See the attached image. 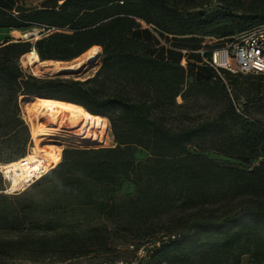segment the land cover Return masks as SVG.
<instances>
[{
    "label": "trees",
    "instance_id": "1",
    "mask_svg": "<svg viewBox=\"0 0 264 264\" xmlns=\"http://www.w3.org/2000/svg\"><path fill=\"white\" fill-rule=\"evenodd\" d=\"M256 1L258 5L255 2L240 15L234 13L230 3L211 13L184 15L169 0H64L56 7L18 11L16 16L0 9L3 27L51 29L48 33L42 32V37L34 42L4 41L0 45V86L7 93L2 106L14 102L20 111L19 99L23 96L75 103L84 107L92 118L103 120L105 129L106 117L110 115L108 109L120 107L127 116V128L120 134L116 147L90 152L92 158L86 162L87 172L83 170L87 175L75 193L76 202L86 201L87 205L104 202L109 190L114 191L125 180L133 181L136 191L129 200L107 203L121 218V223L131 225L168 215L177 204L193 208L250 196V203L231 207L218 216L190 220L177 235L161 238L160 247L154 251V258L159 260L200 254V264H229L225 259L237 252L230 264H239L244 254L256 263L264 262V205L261 203L264 199V124L246 110H238L229 97L224 82L233 73L225 71L223 80L210 68L192 63L191 60L197 61L192 55L200 56L193 53L188 55L191 60L184 67L183 54L162 45L169 37L202 35L227 39L263 24L264 0ZM142 23L150 27L144 28ZM153 37L158 46L168 50L164 55L170 51L180 56L170 59L145 53L153 46ZM202 43L196 48L170 45L175 49L197 50ZM95 45L102 48V67L129 75L154 89L159 96L155 105L185 97L184 86L190 77L203 93L220 94L228 103L212 120L173 130L160 119L151 117L152 107L147 103L100 99L86 86L95 76L84 81L60 76L40 78L26 74L17 62L32 49L42 61L69 62ZM198 71L205 78L197 79ZM256 76L264 79L262 74ZM255 89L264 90V81ZM229 124L239 128L237 135H223ZM208 136L216 141L213 146L219 152L245 163L254 159L258 163L244 170L221 165L190 150L195 141ZM135 146L149 150L153 159L149 163L137 162L133 157ZM19 197L0 195L3 200L11 198L13 202ZM253 197L257 201L251 203ZM31 206L32 203L27 205L28 210L23 214L20 211L19 216L16 206L0 210V230H13L28 243L37 240L42 248H47L52 241L63 248L62 262L87 255V246L72 224H61L57 214L49 216V212L39 217ZM10 243H19L18 237ZM4 254L0 249V258Z\"/></svg>",
    "mask_w": 264,
    "mask_h": 264
},
{
    "label": "rangeland",
    "instance_id": "2",
    "mask_svg": "<svg viewBox=\"0 0 264 264\" xmlns=\"http://www.w3.org/2000/svg\"><path fill=\"white\" fill-rule=\"evenodd\" d=\"M169 1L184 15L211 13L227 3H230L232 8L235 9V14L240 15L243 10L248 9L255 2L256 5L259 4L256 0ZM16 10L21 11L20 9ZM3 23V15L0 13V45L4 41L18 42L24 39V30L35 33L33 38H29L30 41L34 42L42 37L38 34V28L15 29L3 27ZM142 25L144 28L150 27L145 23H142ZM34 28L35 30H33ZM157 32L160 34L159 31ZM152 39L154 41L153 46L146 50L145 53L170 59L180 56L178 52L170 51L164 55V52L168 50L158 46V41L155 37ZM166 42L190 48H196L198 44L204 42L206 45L205 49H208L216 46L221 40L217 37L198 35L195 37H169ZM33 50L35 49L31 51ZM22 57L23 55L17 62L28 75L40 78L60 76L81 81L95 76L94 80L86 86L95 91L100 99H129L133 102L147 103L152 107L151 117L160 119L167 127L173 130L182 126L196 125L212 120L225 109L228 103V100L220 94L207 95L203 93L200 86L194 84L193 77H190L184 86L185 97L178 96L174 102L169 100L161 102L160 105H155V101L157 102L159 96L154 89L117 70L103 68L102 53L96 62L94 61L89 66L82 63L81 67L76 71L79 73L70 74L42 72L36 70L33 66H23L21 63ZM192 57L197 61L202 59L201 56L192 55ZM69 62L79 64L76 59ZM202 78H205V76L198 71L197 79ZM261 81H264V79H260L256 75L234 74L226 77L224 83L228 89L229 97L234 100L238 110H246L252 118L264 124V90L258 91L255 89L256 85ZM6 96L7 93L0 86L1 170L8 162L10 163L26 156L34 146L28 107L30 106L31 110L35 108L31 104H28L27 107L26 101L31 103L30 100L37 97H20V111H18L14 102H10L7 106L1 105ZM108 110L110 115L106 117L108 122L107 129H105L103 120L101 121L97 117L91 119L87 143L79 146L55 143V145L60 144L62 147L60 162L50 172L43 175V177H39L40 179L36 178L34 182L28 183L21 189L13 190L11 189L14 186L13 181L6 180L4 170L3 172L0 171V195L7 198L16 195L21 196L14 202L11 201V198L7 199V201L0 198V210H11L10 207L16 206L19 216L21 215L20 211H22V214L25 213L28 210L27 205L32 203L31 209H34L33 212L39 217H43L48 212L49 216L57 214V217L61 219V224H72L73 228L79 231V237L87 246V255L62 262L61 257L65 254L63 248L55 246L52 241L46 246L47 248H42V244L37 240H32L33 242L28 243L27 239L20 237L13 230H0V249L5 251V254L1 255L0 258L1 264H100L103 259L131 260L134 258L135 251L142 245L155 249L161 238L166 236L165 238L168 239L170 234L177 235L190 220L218 216L223 212L229 211L231 207L243 205L245 202L250 203L248 201L250 196H248L245 199L239 197L193 208H184L177 204L168 215L148 219L141 224L135 221L128 225L127 223H121V218L119 219L112 212L107 203L115 202L118 204L129 200L136 191V185L133 181L125 180L120 186L113 188L114 191L109 190L104 202L100 201L91 205H87L86 201L76 202L74 196L79 191L85 175H87L84 171L87 172L85 170L88 167L86 162H89L92 158L90 152L116 147L119 143L120 134L127 128V116L123 109L113 107ZM238 133L239 128L229 124L223 135L228 137L230 134L237 135ZM215 144H217L216 141L208 136L195 141L190 146V150L196 154H202L207 159L221 165L244 170L252 169L258 163V160L255 159L245 163L238 158L223 154L215 149V146H213ZM132 148H134L133 157L137 162L149 163L153 159L149 150L139 146ZM254 201L257 200L253 197L251 203ZM261 203L264 205V199ZM38 235L35 237H39ZM17 237L19 243L16 245L10 243L13 240L17 241ZM131 245L135 248L131 249ZM31 246L35 248H31ZM236 255L237 252L225 259V262L232 263ZM170 258L183 261L186 264H200L202 257L200 254H181ZM240 259L239 264H264V262H254L248 254H244ZM159 261L157 258H152L148 261H142L141 264H158Z\"/></svg>",
    "mask_w": 264,
    "mask_h": 264
},
{
    "label": "bare ground",
    "instance_id": "3",
    "mask_svg": "<svg viewBox=\"0 0 264 264\" xmlns=\"http://www.w3.org/2000/svg\"><path fill=\"white\" fill-rule=\"evenodd\" d=\"M101 53L102 48L95 45L76 59L79 64H72L53 60L42 61L37 51L33 50L22 57L21 63L42 72L74 73L82 63L89 66L96 62ZM33 99L30 100L31 103L26 101V106L31 104L35 108L31 110L30 106L28 107L34 146L26 156L0 169L1 172L4 170L6 180L13 181V190L21 189L36 178L40 179L39 177H43L58 165L62 147L55 143L83 145L87 143L91 128L92 116L81 105L53 99Z\"/></svg>",
    "mask_w": 264,
    "mask_h": 264
},
{
    "label": "built area",
    "instance_id": "4",
    "mask_svg": "<svg viewBox=\"0 0 264 264\" xmlns=\"http://www.w3.org/2000/svg\"><path fill=\"white\" fill-rule=\"evenodd\" d=\"M17 12H13V15H17ZM39 29V28H38ZM35 30V28L33 29ZM45 29H39V35H42ZM51 29L45 31L50 32ZM24 39L29 40L35 35L32 31L23 33ZM216 46L205 49V43H202V47L197 50L187 49H175L166 41H162V45L166 48L180 51L183 54L181 64L184 67L188 66V55L199 54L201 56L200 61L191 60L192 63L197 65H203L210 68L216 75L224 80V72H230L233 74H253L264 75V23L257 25L248 31H245L239 35L232 36L227 39H219ZM209 54V55H208ZM160 242L155 249L142 245L135 251L134 258L127 259H103L100 264H141L142 261H148L154 258V251L160 247ZM135 247L131 245V249ZM158 264H186L184 262L174 259H162Z\"/></svg>",
    "mask_w": 264,
    "mask_h": 264
},
{
    "label": "crops",
    "instance_id": "5",
    "mask_svg": "<svg viewBox=\"0 0 264 264\" xmlns=\"http://www.w3.org/2000/svg\"><path fill=\"white\" fill-rule=\"evenodd\" d=\"M64 0H0V9L7 11L18 12L16 9H20V12H28L34 9L40 8H52L60 5Z\"/></svg>",
    "mask_w": 264,
    "mask_h": 264
},
{
    "label": "water",
    "instance_id": "6",
    "mask_svg": "<svg viewBox=\"0 0 264 264\" xmlns=\"http://www.w3.org/2000/svg\"><path fill=\"white\" fill-rule=\"evenodd\" d=\"M60 74H64V73H60ZM66 74H70V73H66ZM57 75H59V74H57Z\"/></svg>",
    "mask_w": 264,
    "mask_h": 264
}]
</instances>
